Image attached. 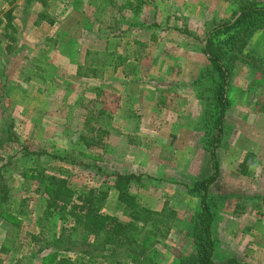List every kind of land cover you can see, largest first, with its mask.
<instances>
[{"label": "rangeland", "instance_id": "374dc122", "mask_svg": "<svg viewBox=\"0 0 264 264\" xmlns=\"http://www.w3.org/2000/svg\"><path fill=\"white\" fill-rule=\"evenodd\" d=\"M248 4L264 0H0V135L11 123L18 137L0 149L10 189L0 205L8 210L0 215V264H177L195 252L193 184L212 173L215 132V81L200 76L202 47ZM40 13L48 19L37 20ZM237 44L218 175L207 191L213 264H264V21ZM90 110H103L97 125L107 134L89 133L87 146ZM28 150L59 152L68 163ZM60 166L75 190L107 188L102 210L121 221L114 174H134L130 192L162 225L140 223L136 239L114 241L78 229L49 245L72 224L43 217L44 184L30 175ZM31 233L42 237L31 243Z\"/></svg>", "mask_w": 264, "mask_h": 264}, {"label": "trees", "instance_id": "16d2710c", "mask_svg": "<svg viewBox=\"0 0 264 264\" xmlns=\"http://www.w3.org/2000/svg\"><path fill=\"white\" fill-rule=\"evenodd\" d=\"M48 19V16L40 13L37 20ZM264 21V4H248L238 8L237 15L232 20H226L212 28L204 40L202 51L208 59L207 65L201 70L203 79L212 78L215 81L213 89L214 100V119L212 126L214 128V139L209 147L211 158L212 173L193 184V189L200 194L199 207L193 212L189 230L195 243V252L180 260L177 264H213L214 238L212 236V222L214 219L215 201L208 197V186L216 179L218 175V161L216 148L222 138V123L226 113L228 103L226 99V85L230 74L232 59H235L239 44L237 39L241 37L243 30L255 23ZM252 23V24H249ZM10 24L7 22L8 27ZM238 34H240L238 36ZM238 36V37H237ZM13 36L8 40L12 41ZM254 61V60H253ZM103 110H98L97 115L90 110L85 114L84 131L81 139L84 145L89 146L91 138L88 134H95L94 137L101 139L107 134V130L97 125L98 116L102 115ZM12 124L7 125L6 131L0 135V149L7 142L18 141L17 135L12 131ZM34 151V150H33ZM26 151V154H35L37 159L42 154H46L49 161H58V163H68L66 156L59 152L46 151ZM57 167L50 174H41L36 172L30 177L40 179L43 182L45 204L43 210L44 216H57L63 223L67 221L72 225L68 228L69 233L65 234V228H62L61 234L57 238H52L49 245H57L64 239H69L70 233L81 229L87 234L102 238L106 241L129 238L133 239L140 233L138 225L154 224L161 226L163 220L157 217L147 206L141 204L137 198L130 192L132 180L137 179L132 173H115L112 188L116 191V199L123 213L126 215V221H121L116 217L106 214L102 208L108 195L107 188H89L87 191L82 189L75 190L71 185L67 170ZM39 187V186H38ZM9 187L0 168V205L6 201L9 196ZM5 208V207H4ZM8 211L7 209H5ZM0 210V215L6 211ZM41 217H38L39 220ZM41 229L42 224L38 225ZM141 228V227H140ZM43 230L40 231V234ZM31 243L39 241L37 234H29ZM48 242V241H47ZM41 249V248H39ZM54 254L49 255L52 258ZM56 264H72L67 258H62Z\"/></svg>", "mask_w": 264, "mask_h": 264}]
</instances>
